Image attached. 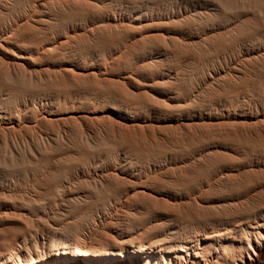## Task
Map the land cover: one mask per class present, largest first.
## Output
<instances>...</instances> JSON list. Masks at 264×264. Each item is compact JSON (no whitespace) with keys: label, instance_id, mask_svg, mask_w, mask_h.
I'll list each match as a JSON object with an SVG mask.
<instances>
[{"label":"rangeland","instance_id":"1","mask_svg":"<svg viewBox=\"0 0 264 264\" xmlns=\"http://www.w3.org/2000/svg\"><path fill=\"white\" fill-rule=\"evenodd\" d=\"M263 241L264 0H0V261Z\"/></svg>","mask_w":264,"mask_h":264},{"label":"bare ground","instance_id":"2","mask_svg":"<svg viewBox=\"0 0 264 264\" xmlns=\"http://www.w3.org/2000/svg\"><path fill=\"white\" fill-rule=\"evenodd\" d=\"M222 6H223V5H222ZM28 203H29V201H28ZM32 203H33V202H32ZM34 203H36V202H34ZM34 203H33V204H34ZM29 205H30V204H29ZM7 214H8V213H7ZM10 215H11V214H10ZM12 216H13V214H12ZM257 236H258V235H257ZM263 242H264V241H263ZM248 245H249V244H248ZM242 246H243V245H242ZM197 247H198V246H197ZM131 248H132V247H131ZM191 249H192V248H191ZM198 249H199V248H198ZM263 250H264V249H263ZM128 251H129V250H128ZM89 252H90V251H89ZM89 252H88V253H89ZM88 253H87V254H88ZM159 253H160V252H159ZM179 253H180V252H179ZM193 253H194V252H193ZM252 253H254L255 256L257 255V253L254 252V251H253ZM145 254H146V253H145ZM152 254H153V253H152ZM184 254H185V253H184ZM0 255H1V254H0ZM17 255H18V254H17ZM17 255H16V256H17ZM59 255H61V254H59ZM126 255H127V254H126ZM131 255H132V254H131ZM139 255H140V254H139ZM147 255H148V254H147ZM185 255H186V254H185ZM122 256H123V255H122ZM140 256H141V255H140ZM180 256H181V255H180ZM53 257H54V256H53ZM87 257H89V256H87ZM87 257H85V260H84V261H86V260L88 261V258H87ZM95 257H96V256H95ZM222 257H223V256H222ZM2 258H3V257H2ZM54 258H55V257H54ZM104 258H105V257H104ZM160 258H161V257H160ZM180 258H181V257H180ZM216 258H217V256H216ZM50 259H51V258H50ZM76 259H77V258H76ZM80 259H81V258H80ZM83 259H84V258H83ZM156 259H157V258H156ZM199 259H200V258H199ZM222 259H223V258H222ZM46 260H47V259H46ZM55 260H56V259H55ZM101 260H102V259H101ZM108 260H109V259H108ZM141 260H142V259H141ZM179 260H180V259H179ZM201 260H203V259H201ZM242 260H244V259L242 258ZM248 260H249V259H248ZM60 261H61V260H60ZM80 261H81V260H80ZM112 261H113V259H112ZM125 261H126V260H125ZM149 261H150V260H149ZM181 261H182V260H181ZM187 261H188V260H187ZM209 261H210V260H209ZM209 261H208V262H209ZM54 262H55V261H54ZM54 262H52V261H48L49 264H54ZM63 262H64V261H63ZM99 262H100V260H99ZM113 262H114V261H113ZM129 262H130V261H129ZM129 262H128V263H129ZM173 262H174V261H173ZM183 262H184V260H183ZM67 263H68V262H67ZM76 263H77V262H76ZM81 263H82V262H81ZM81 263H80V264H81ZM97 263H98V262H97ZM123 263H124V262H123ZM139 263H140V261H139ZM139 263H138V264H139ZM180 263H181V262H180ZM229 263H230V262H229ZM256 263H257V262H256ZM0 264H4V262H3V261H0ZM10 264H11V263H10ZM42 264H47V263L44 262V263H42ZM77 264H78V263H77ZM188 264H198V262H197L195 259H193V260H189ZM252 264H254V263H252Z\"/></svg>","mask_w":264,"mask_h":264}]
</instances>
